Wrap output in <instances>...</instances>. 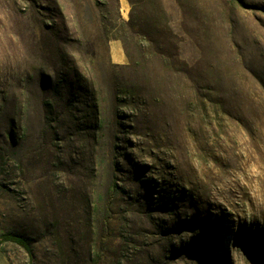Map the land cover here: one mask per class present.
Returning <instances> with one entry per match:
<instances>
[{"label":"rangeland","instance_id":"374dc122","mask_svg":"<svg viewBox=\"0 0 264 264\" xmlns=\"http://www.w3.org/2000/svg\"><path fill=\"white\" fill-rule=\"evenodd\" d=\"M6 233L0 264L264 263V0H0Z\"/></svg>","mask_w":264,"mask_h":264},{"label":"trees","instance_id":"16d2710c","mask_svg":"<svg viewBox=\"0 0 264 264\" xmlns=\"http://www.w3.org/2000/svg\"><path fill=\"white\" fill-rule=\"evenodd\" d=\"M124 25H126L127 28L131 27L129 22L124 24ZM122 27H124V26H122ZM116 30H118V31L114 34L115 38L122 40L121 37H118V36H120L119 34H123L125 32V30L123 28H118ZM3 244L16 245V246L22 248L29 256H31V254H32L29 242L24 237H22L20 235L9 234V233L0 234V246ZM262 264H264V263H262Z\"/></svg>","mask_w":264,"mask_h":264},{"label":"crops","instance_id":"0c3cea01","mask_svg":"<svg viewBox=\"0 0 264 264\" xmlns=\"http://www.w3.org/2000/svg\"><path fill=\"white\" fill-rule=\"evenodd\" d=\"M115 49H116V59H117V61H120L122 55L117 51L118 50V46L117 45L115 46Z\"/></svg>","mask_w":264,"mask_h":264}]
</instances>
